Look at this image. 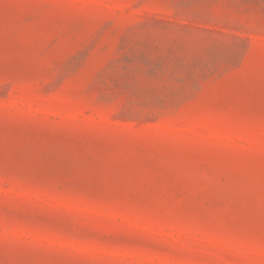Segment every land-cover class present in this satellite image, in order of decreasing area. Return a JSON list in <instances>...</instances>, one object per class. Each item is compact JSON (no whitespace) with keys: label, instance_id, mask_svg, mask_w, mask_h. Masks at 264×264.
Returning a JSON list of instances; mask_svg holds the SVG:
<instances>
[{"label":"rangeland","instance_id":"rangeland-1","mask_svg":"<svg viewBox=\"0 0 264 264\" xmlns=\"http://www.w3.org/2000/svg\"><path fill=\"white\" fill-rule=\"evenodd\" d=\"M0 264H264V0H0Z\"/></svg>","mask_w":264,"mask_h":264}]
</instances>
